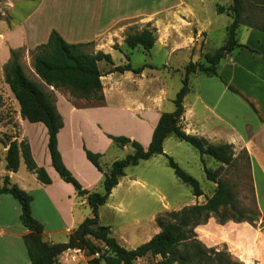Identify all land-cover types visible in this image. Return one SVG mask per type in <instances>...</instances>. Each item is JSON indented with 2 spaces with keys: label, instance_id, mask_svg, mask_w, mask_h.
Returning <instances> with one entry per match:
<instances>
[{
  "label": "crops",
  "instance_id": "obj_1",
  "mask_svg": "<svg viewBox=\"0 0 264 264\" xmlns=\"http://www.w3.org/2000/svg\"><path fill=\"white\" fill-rule=\"evenodd\" d=\"M243 2L238 42L258 51L260 55L248 49L236 48L221 60L218 76L190 74V83L194 79L196 86L191 85L184 99L181 125L188 134L204 138L209 143L233 146L232 168L241 177L247 200L246 210L264 220V0ZM210 3L226 8L223 13L218 12L219 15L228 14L227 8L232 4L224 6L220 0L3 2L0 10L5 15L3 10L8 9L9 18L0 19L2 63L9 60L11 47H26L30 53L46 43L53 30L58 31L67 42L83 45L87 53L102 52L112 58V63L105 59L98 62L105 100L96 106H90L84 99H74L68 92L46 85L34 70L36 81L51 94L63 118L64 125L58 133V149L62 160L85 189L103 191L104 173L88 160L84 147L101 153L102 158L118 146L110 136H126L148 147L162 113L174 111L170 86L166 80L172 73L170 58L174 54L187 52L191 58L195 56L193 62L204 61V54L209 53L205 47L214 24L208 11ZM25 6L26 13L23 11V16H17ZM230 23L227 22L228 25ZM146 27L156 29L157 39L152 49L147 52L142 46L130 48L126 43L127 35ZM136 50L145 53L144 58L137 63L133 61V52ZM146 57H151V62L148 63ZM128 63L132 68L143 65L145 68L141 73L132 70L113 71V68ZM162 64L167 68H160ZM228 85L239 89L242 95L231 91ZM246 99L253 103L257 111ZM15 118L16 123L8 126L10 135H0V185H3L4 177L9 175L12 183L33 195L32 214L44 226V240L48 243H65L74 229L86 218L92 217L87 196L78 194L74 186L64 181L54 168L45 124L22 118L20 105ZM173 136L164 141L166 154L173 155L167 148ZM16 138L29 143L35 162L45 168L50 176V184L41 182L37 174L27 167L23 157L18 171L7 169L9 139ZM120 147L122 153L133 151L130 145ZM122 153L114 154L112 162L121 159ZM159 156L162 154L140 163L158 161ZM207 156H202L206 167L217 169L220 163L213 158L217 164L209 167L206 164ZM112 162L104 166L106 171ZM129 167L112 189L107 202L100 207L99 216L100 222L104 224L102 213L106 210L112 215L119 214L121 217H118V222L123 227L115 237L123 246L134 248L138 243L136 240L144 233L141 231L138 203H141L144 192H151L149 187L158 189L159 185L133 176L127 171ZM214 185L215 188L209 194L203 188L201 196L193 194L190 205L204 204L207 197L215 192L217 184L214 182ZM164 211L171 210L166 208ZM164 211H152L150 223L156 221ZM21 213L22 208L17 199L7 193L0 195V264H32L24 242L29 230L21 220ZM211 217L206 225L213 223ZM235 224L242 228L245 222ZM104 225L114 231L115 224ZM160 230L159 226H155L154 235ZM246 233H249L247 227L245 231L241 230V234ZM154 235H149L146 241ZM206 241L209 246L214 245L208 239ZM56 264L90 263L85 251L75 248L64 251Z\"/></svg>",
  "mask_w": 264,
  "mask_h": 264
},
{
  "label": "trees",
  "instance_id": "obj_2",
  "mask_svg": "<svg viewBox=\"0 0 264 264\" xmlns=\"http://www.w3.org/2000/svg\"><path fill=\"white\" fill-rule=\"evenodd\" d=\"M243 3V0H232V4L227 8L232 18L226 28L227 43L214 53H205L203 62L191 61L185 66L182 87L173 101L175 109L172 112L162 113L148 147L126 136H110L116 145H130L133 151L124 158L112 162L107 171L101 163L103 155L84 147L88 160L104 173L101 192L85 189L64 164L58 149V133L64 125L62 115L43 84L29 77L19 60L17 51L11 49L10 61L5 70L6 82L20 105L22 118L32 123L45 124L48 129V148L54 168L64 181L74 186L78 194L87 196L88 204L92 209V217L86 218L74 229L67 242L48 243L43 238V224L32 214L33 195L12 183L9 175H6L3 185H0V195L11 194L21 205V220L29 230L24 236V242L32 264H56L64 251L75 248L85 251L90 264H138L139 259L148 256L160 257L156 264H244L237 262L227 250L207 246L196 232V227L208 222L212 215L219 217L222 223L229 217L237 222L256 221L257 215L246 210L237 197L233 185L220 178L222 170H232L233 146L209 143L204 138L188 134L181 125L184 99L190 92V74L218 76L221 60L236 48L248 49L253 54L260 55L249 46L240 44L237 39L244 10ZM225 10V7L218 5L220 13ZM156 39V29L146 27L141 31L129 33L126 43L132 49L142 46L148 52L154 46ZM103 59L112 63L109 54L87 53L83 45L69 43L58 31L53 30L48 41L36 47L33 53V68L46 85L68 92L74 99H84L90 106H96L103 104L105 100L102 73L98 67V62ZM144 68L145 65L132 68L128 63L113 68V71L132 70L135 73H141ZM228 88L242 95L233 85H228ZM246 100L257 111L253 103ZM171 135L195 147L202 156L208 155L220 163L215 170L204 166L207 178L217 184L216 190L212 196L207 197L204 204H194L180 210L165 212V215L170 217L168 220H164L163 216L159 215L157 224L161 230L147 242L135 248H127L112 235L110 226L100 222L99 216L100 207L107 202L112 189L125 175L127 167L136 166L142 160L163 154L167 157L168 165L174 170L177 178L191 186L195 196L203 194L200 182L186 172L172 156L164 153V141ZM21 157L24 158L27 167L37 174L41 182L45 184L52 182L45 168L35 162L28 142L9 139V148L6 153L7 169L12 172L18 171Z\"/></svg>",
  "mask_w": 264,
  "mask_h": 264
},
{
  "label": "rangeland",
  "instance_id": "obj_3",
  "mask_svg": "<svg viewBox=\"0 0 264 264\" xmlns=\"http://www.w3.org/2000/svg\"><path fill=\"white\" fill-rule=\"evenodd\" d=\"M4 1L6 0H0V8L3 5ZM231 3L232 0H220V4L224 6H228V4ZM3 11L5 12V15L1 11L2 18L8 19V9L5 8ZM23 11H25L26 13V6L20 9V11L17 13V16H23ZM208 11L210 12L209 16L214 19V24L210 29V34L208 36L209 38L207 40L205 50L209 53H214L217 49L227 43V22H231L232 18L228 14L219 15L218 6L216 7V5H213L212 3L209 4ZM241 36L243 37L242 34H240V37ZM11 49L17 51L19 60L29 77L36 80L37 76L35 75L33 68V53L36 48L31 50L29 53L26 51V47H20L16 49L11 47L10 57ZM144 55L145 53L142 51H134L133 61L135 63L140 62L141 59L144 58ZM146 58L148 60V63L151 62V57ZM194 58L195 56L191 58L190 54H188L187 52L174 54L170 58L172 73L169 74L166 80L169 83L170 95L171 98H173V101L178 91L182 87V81L185 75V66L190 61L194 60ZM9 61L10 58L5 63H2V61L0 60V135L3 137H7L10 135V133L8 132V126L12 123H16L14 122L16 119L15 115L19 110V103L15 98L13 92L11 91L10 86L6 82L5 70ZM160 68L166 69L167 67L162 64L160 65ZM189 85L190 87L191 85L193 87L194 85L196 86V81L192 79L190 83L189 79ZM46 89L49 90L48 88ZM171 106L175 107L174 102L173 104H171ZM16 139L18 140V138ZM167 148H169L173 152V155L172 153L167 155L172 156L186 172L194 176L200 182L201 187L206 194H209V192L215 188L214 182L207 178L204 169V166L206 165L203 161L202 155L195 147L173 136ZM120 150L121 147L116 146V148H113L105 157L101 158L103 167H106L112 162L114 154L122 153L120 152ZM129 153L131 152L128 151L126 153H122L123 155L121 158H124ZM207 157L208 161L206 162V164L209 167H213L214 164H217L212 157ZM158 159V161L149 160L148 162H142L137 166L129 167L127 170L133 176H139L141 179H147L159 185L158 189L149 187V190L151 192L149 194L144 192L145 195H143L141 203H138V216L141 218V231L144 233H142L140 237L141 239L138 238L136 240L138 242L137 246L147 242V237L149 235H154V228L155 226H158L157 218L156 221L151 222V226L150 213L152 211H164L166 210V208H170V210L172 211L192 204L191 202L193 198V192L191 186L183 183L180 179L177 178L174 170L168 165V160L165 155L162 154V156H159ZM220 178L233 185L234 189L237 192V197L239 198L242 205L246 208L247 200L243 193L241 177L232 168V170H222L220 172ZM165 204H167L168 206H165ZM159 215L163 216L164 220H168L170 218L165 215V211ZM102 216V222L104 224H115L112 235L116 236L115 234H117L123 227V225L118 222V217L121 216L119 214L112 215L107 210L102 213ZM211 218H213V223L206 225V222V226L204 227L198 225L199 229L196 230L199 236L201 235L203 237H200V239L207 246H209V244L206 239H208V241H211V243H214V245L209 247L215 246L219 249L227 250L239 263L264 264V220L259 215H257L255 222L243 221L245 222V224L242 226V228L235 224L237 221H235L231 217L225 219L224 223H222L220 218L216 215H213V217ZM246 227L249 229V233H246V235L241 234V230L245 231ZM158 259H160V257L155 258L153 256H148L139 259L137 263L156 264V261Z\"/></svg>",
  "mask_w": 264,
  "mask_h": 264
}]
</instances>
